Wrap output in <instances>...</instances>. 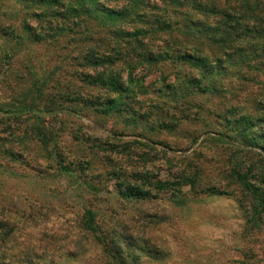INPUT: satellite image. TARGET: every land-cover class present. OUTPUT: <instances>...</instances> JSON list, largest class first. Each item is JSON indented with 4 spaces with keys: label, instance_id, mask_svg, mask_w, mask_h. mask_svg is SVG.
<instances>
[{
    "label": "rangeland",
    "instance_id": "obj_1",
    "mask_svg": "<svg viewBox=\"0 0 264 264\" xmlns=\"http://www.w3.org/2000/svg\"><path fill=\"white\" fill-rule=\"evenodd\" d=\"M28 4L0 0V111L19 114L0 117V218L7 215L16 226L9 236L0 235V254L14 246L17 254L5 253L8 259L25 260V253H36L47 261L87 264L82 256L65 257L68 251H80L59 239L67 231L79 232L84 211L91 208L103 230L122 236L131 264H264V213L253 226L254 200L229 177L233 151L215 139L220 129L209 114L213 100L200 98L205 103L202 115L193 108L191 120H180L181 113L173 111L180 121L166 117L170 128L160 126L158 115L152 116L158 112L155 104L165 99L159 90L177 76L170 62H160L150 73L146 68L133 73L143 89L120 101L122 111L101 112L98 108L104 106L90 101L103 102L105 90L89 84L86 74H96L83 61L82 44L26 37L25 21L33 28L38 25ZM127 77L126 70L125 86ZM259 81L244 84L237 94L240 108L254 111L253 98L264 94V73ZM31 102L39 111L18 107ZM42 106L50 111H41ZM128 106L145 116L132 114ZM38 131L46 135V143L36 138ZM137 140L156 144L157 151ZM241 150L236 160L242 173L264 189L262 150ZM56 159L70 171H59ZM186 168L188 173L201 168L199 184L231 195L204 193L199 186L170 192L152 187L158 197L150 201L123 195L124 178L139 182L131 176L134 172L175 180L176 172ZM96 253L92 246L88 256Z\"/></svg>",
    "mask_w": 264,
    "mask_h": 264
},
{
    "label": "trees",
    "instance_id": "obj_2",
    "mask_svg": "<svg viewBox=\"0 0 264 264\" xmlns=\"http://www.w3.org/2000/svg\"><path fill=\"white\" fill-rule=\"evenodd\" d=\"M25 1L29 2L28 7L34 8L31 16L38 22L37 27L33 28L25 21L26 37L37 42L48 39L59 42L60 38H65L68 43L82 44L83 53L79 52L83 55V61L96 74H86L88 82L105 90L103 102L90 101L91 104L104 106L98 108L101 112L109 114L113 109L122 111L120 101L133 94L136 96V88L143 89L133 73L139 68H146L150 73L160 62H170L177 75L175 81L165 83L159 90L165 99L161 101V107L157 104L154 106L158 114L147 112L155 117L158 115L160 126L170 128L166 117L177 121L191 120L193 108L198 115H202L205 103L200 98L212 99L213 109L209 108V114L217 119L215 127L220 129L214 133L215 139L233 151L229 177L242 194L248 193L254 200L253 216L249 219L253 226L263 219L264 189L242 173L236 156L241 149L252 146L260 148L264 154V94L256 93L252 112L240 108L236 102L244 84H262L259 77L264 73V0ZM126 70L129 84L125 86L123 73ZM19 106L30 112L39 111V107L32 102ZM144 107V104L140 105V108ZM128 109L132 114H140L133 107L128 106ZM44 110L50 111L42 106L41 111ZM173 111L181 113L180 120ZM0 117L18 118L19 114L6 116L1 115L0 111ZM37 134L38 140L47 142L42 131ZM135 142L150 145V150L157 151L154 143ZM126 144L124 149H128ZM7 153L10 158L16 159L15 152ZM56 163L59 171H70L60 160L56 159ZM200 169L195 173H188L187 168L178 171L174 175L175 180L156 179L149 172H134L131 176L134 181H139L137 184L126 182L124 178L120 185L125 186L123 195L131 201L157 198L158 195L153 197L152 187L170 192L181 186L193 189L199 186L204 193L231 195L227 190L199 184ZM261 181L264 184L263 175ZM5 216L0 218V235L9 236L16 226L11 225L10 217ZM63 239L68 240L73 249L80 251L75 254V251H68L65 257L82 256L87 264L132 263L126 255L131 252L123 250L122 236L113 230H103L96 212L91 208L84 211L80 231H67L59 240ZM92 246L97 252L93 258L88 256ZM5 253L10 257L17 254L14 246L4 247L0 264H61L54 258L50 261L42 259L36 253H25V260L8 259Z\"/></svg>",
    "mask_w": 264,
    "mask_h": 264
}]
</instances>
